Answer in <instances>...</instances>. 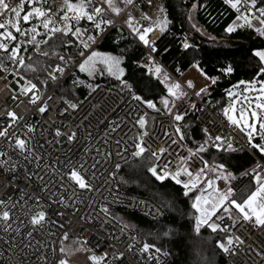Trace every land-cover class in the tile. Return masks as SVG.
Listing matches in <instances>:
<instances>
[{
    "label": "snow or ice",
    "instance_id": "1",
    "mask_svg": "<svg viewBox=\"0 0 264 264\" xmlns=\"http://www.w3.org/2000/svg\"><path fill=\"white\" fill-rule=\"evenodd\" d=\"M146 3L150 9H155V15L143 11L139 0H0V80L15 83L12 99L19 101L17 107L31 105L36 112L45 114L51 109L50 102L53 100L48 95L51 85L62 87L65 77L71 76L73 88L85 86L95 91L99 85L86 84L77 72L86 73L89 78L107 75L118 81L132 100L159 112L161 109L152 99L138 94L128 82L123 66L125 50L121 49L120 54L115 55L99 50L98 41L112 39L113 32L117 34L114 39L117 47L121 41L131 37L132 43L147 50L139 61L141 78L151 80L154 77L163 85L159 102L171 116L177 137L171 144L184 148L187 155L172 153L166 147H152L148 142L151 137L146 111L138 115L133 124L137 131L134 137H129L131 151L126 146L128 142L124 141L122 151L115 152L119 159L113 161L112 152L102 153L99 146H94V149L97 156H103L106 162L112 164L113 170L109 173L112 179L123 165L134 175L143 174L146 187L155 183L163 188L167 182L179 186L182 195L191 201L189 211L180 213L181 218L187 215V220L181 222L172 215L176 206L167 191L154 193L152 204L135 197L127 202L129 207L146 209L145 215L151 216L153 223L159 225L154 232L147 234L138 233L135 226L111 210L112 205L125 203L111 188L108 192L112 200L108 203L97 201L98 207L94 206L87 194L100 191L94 182L99 160L93 157V163L89 164L88 158L82 156L80 160L67 158L44 162L48 160V154L36 151L37 147L43 146L32 144L35 127L20 123L24 116L8 109V121L0 126V173L10 175L11 180L0 183V187L11 190L18 168L23 167L29 180L35 177L38 181L35 186L39 192L29 195L27 200L22 195L20 200L23 203L13 200L10 195L0 197V233L5 234L0 236V242L7 246L0 247V264H28L26 260L16 259L17 249L22 252L34 249L32 254L36 255V260L33 264H126V253L133 249L148 264H172L167 259L172 255L171 248H166L165 243L179 247L184 239L180 233L182 228H187L196 237H200L202 231L216 234L220 238L214 241V247L227 256H234L236 250L244 245L243 231L255 229L264 235V44L251 47L250 61H254L252 75L249 79L238 80L226 90L229 103L221 108L227 125L243 135L247 149L258 157L250 169L240 174L248 177L251 185L245 186L243 181L233 185L238 177L228 164L215 159L210 162L202 154L210 149L221 154L244 149L234 147L231 136L226 137L219 132L213 134L208 127L202 128L204 138L196 147L185 145L183 128L187 125L181 122L187 111L181 110L177 104V101H184L189 90L202 98L220 76L209 74L197 60H193L190 68L206 81L202 87L197 88L192 79L176 80L165 72L155 59L154 54L159 50L150 34L157 31L163 34L171 21L163 3H155L154 0H146ZM223 3L236 13L233 22L224 29L225 33L246 28L264 40V0H223ZM198 7L203 5L194 2L191 10ZM192 27L201 32L195 24ZM182 47L189 49L193 45L185 37ZM218 71L230 76L236 69L232 64H226ZM236 88L240 91L234 92ZM60 99L66 105L61 115L79 106L78 101L74 102L66 95H61ZM238 102L241 104L239 109L236 107ZM191 107L195 109L197 105L192 104ZM62 127L67 126L56 127L54 139L47 143L77 142V131H62ZM119 127V124L113 123L110 133L116 132ZM121 143V139L115 141L117 149L121 148ZM90 151L85 149L86 153ZM13 155L18 159L14 161ZM19 157H23L25 163H20ZM34 162L36 170L29 172L25 165ZM41 162H44L43 167ZM45 176L49 177L47 181ZM218 181L223 183V188ZM120 183L127 184L129 180L121 176ZM80 204L91 211L86 216L80 215L79 219L85 223H97L99 230L107 234V240L103 242L106 246L100 241L93 244L88 236L82 234L84 229L70 238V232L64 230L63 223H59L56 232L51 231L50 226L57 224L50 215L53 205L75 208L78 213ZM55 214L61 219L64 216L58 210ZM18 236L21 237L19 242L16 239ZM52 237L55 239H50ZM149 237L153 242H149ZM45 238L50 242H46ZM120 244L124 245L123 249ZM196 256V264H213L201 250L196 251ZM255 256L259 259L254 264H264V241L255 251Z\"/></svg>",
    "mask_w": 264,
    "mask_h": 264
},
{
    "label": "built area",
    "instance_id": "2",
    "mask_svg": "<svg viewBox=\"0 0 264 264\" xmlns=\"http://www.w3.org/2000/svg\"><path fill=\"white\" fill-rule=\"evenodd\" d=\"M143 0H139L141 9L145 12H151L155 15V9H150L144 0V5L141 4ZM155 2V1H154ZM160 37V33L157 31L150 34V38L157 40ZM143 48V46H142ZM144 55L146 54V49H144ZM143 55V56H144ZM156 61L161 64L164 71L167 72L173 79L179 80L157 57L155 54ZM67 77V76H66ZM65 77V78H66ZM11 80V77H9ZM7 84V86H6ZM99 85L95 91L89 90V92L83 97L79 102V106L75 110H69L68 112L61 115V112L66 107L60 99V95L56 92V85H52L48 88V95L53 97L51 103V109L45 113L41 114L36 112L35 108L31 105L22 104L19 107V101L9 102L12 97V89L16 88L15 83H7L5 80H0V126H3L7 121L6 111L12 109L18 114L24 116V120L20 123H26L35 127V138L32 140L33 145H41L42 148L37 147L36 151L38 154H48V162L51 160L59 159L64 161L67 158H72L73 160H80L82 156L88 158V163H93V157L99 160L97 164V178L94 181L97 187L100 189L99 192L87 194L91 197L94 206L97 201L108 203L112 200V196L109 195L108 189L111 188L113 193H117L121 199L125 201L124 204H114L112 205V211L116 212L119 216V211H129L137 213L139 215H145L146 209L133 208L128 206V201L133 197L141 201H147L149 204L153 203V199L148 196L137 194L133 192L126 191L120 187H117L116 177L112 179L109 177L110 171L113 170L112 164L106 162L103 156H97L94 146H99L101 152H112V160H118L119 158L115 156L117 150L123 149L125 146L124 141H127L129 151H131V143L129 137H133L136 134L137 129L133 127V124L138 115L147 112L148 115V129L151 139L148 140L152 144L153 148L166 147L170 152L176 153L180 152L187 155L184 148H178L177 145H172L171 141L177 139L173 130V121L171 116L163 109L157 112L153 109H147L146 105H142L137 101L132 100L129 92L122 88V85H114L107 83H98L93 86ZM177 104L181 106V110H186L187 114L191 111L194 112L195 119L200 125L201 129L208 127L213 134H219L224 136H231L234 138V147L243 148L248 151L246 141L241 133L229 127L222 115V106L215 107L204 97H197L192 94V90H189V95L185 97L184 101H177ZM192 104L197 105L195 109L191 107ZM159 108V107H158ZM115 124H119L120 127L116 132L110 133V127ZM62 127L64 130H74L77 131L78 140L74 144H68L66 142L56 144L47 143V141H52L54 139V130L56 127ZM11 130V129H10ZM24 131V130H22ZM168 133V135H165ZM121 139V148L117 149L115 141ZM107 141V143H105ZM185 145V141L183 142ZM0 146H2V141H0ZM91 149L90 152H85V149ZM252 154V153H251ZM258 159L257 157H255ZM15 161L18 159L16 155L12 156ZM175 159V157H173ZM20 163H25L23 157H19ZM41 166L43 167V163ZM198 163V162H197ZM29 172L35 171V162L31 165H25ZM251 168V167H250ZM249 168V169H250ZM243 173V172H242ZM16 179L12 181L13 188L7 190L0 187V197L12 196L13 200H20L23 195L24 199L27 200L29 195L39 192V189L35 186L38 181L35 177L31 180L25 175L24 168H18L16 172ZM238 179L236 185H239L241 181L245 183L248 177H243L240 174L237 176ZM49 179L45 176V181ZM11 180V176L8 174L0 173V183H7ZM107 181V182H105ZM55 190V189H53ZM40 195L46 196L47 193H40ZM67 195V194H66ZM107 197V200H105ZM79 212H76L75 208H62L58 205H53L50 215L53 220L57 221V224L50 226L51 231L56 232L59 223L64 224V230L70 232V237H74L81 233V229H84L83 235L88 236L92 243L95 244L100 241L103 242L107 240V234L98 228L97 223H85L79 219L80 215H87L90 208H86L84 204L78 205ZM61 211L64 213L61 219L55 213L56 211ZM152 219L151 216H147ZM135 234V233H132ZM5 235L0 233V236ZM10 235V234H9ZM244 239V245L236 250L234 256H227L223 254V259L221 264H254L258 261V257L255 256V251H258L261 247V242L264 241V235L261 234L259 230L249 229L241 233ZM7 238V237H6ZM17 242L20 241L21 237H16ZM50 239H55L52 237ZM50 239L45 238L46 242H50ZM106 246V245H103ZM0 247H7L0 242ZM121 249L124 248L123 244H120ZM34 249H29L28 252H22L20 249L16 250V259L26 260L28 264H33L36 260V255L32 254ZM126 264H148L146 259H144L141 254L133 249L131 252H127ZM171 261V257H168Z\"/></svg>",
    "mask_w": 264,
    "mask_h": 264
},
{
    "label": "trees",
    "instance_id": "3",
    "mask_svg": "<svg viewBox=\"0 0 264 264\" xmlns=\"http://www.w3.org/2000/svg\"><path fill=\"white\" fill-rule=\"evenodd\" d=\"M194 2L198 5H203V7H198L194 11L197 24L209 35L215 38L225 39L227 41L226 43L215 44L199 36L188 35V30L185 26L186 13L191 9V5ZM157 3H163L166 6L168 18L171 23L168 29H166L163 34L160 33V37L156 40V46L159 51L155 55L159 57L165 66L177 77L190 66L193 60L199 61L201 66L205 68L209 74L220 76L218 82L210 86L209 91L202 97L207 99L216 108L226 105L229 100L226 95V90L232 88V85L238 80L249 79L252 75L251 65L254 61H250L251 47L264 44V40L258 38L252 30L246 28L237 29L231 34L225 33L224 29L235 18L236 13L225 5L223 0H157ZM141 4L144 5L143 2H141ZM116 35L117 34L113 32L112 39L98 41L99 50L112 52L115 55L120 54V50L124 49L125 60L123 66H125V76L128 82L133 85L138 94L147 99H152L157 104V107H159V97L163 94V85L159 84L154 77L151 78V80L141 78L142 73L139 67V61L144 55L142 46L132 43V38L128 37L127 40L121 41L117 47L114 43ZM124 35L127 36V31L124 32ZM185 37H187L188 42L193 45V47L189 49H184L182 47ZM35 59L36 57L33 56V60ZM226 64H232L236 69L230 76H224L218 71L221 66ZM77 74L86 84L95 85L103 82L120 85L119 82H111L104 78L97 79L95 82H90L85 75L78 72ZM71 79V76H67L64 81L61 82L62 87H56V92L60 96H68V98L73 99L74 102H80L90 89L85 86L73 88ZM191 114L194 115L192 110L188 116H185L184 121L181 123L182 125H187V127L183 128L186 136L185 143L188 147L194 148L203 141L204 137L195 116L194 120ZM202 155L204 159L210 162L214 159L217 161L223 160L228 164L229 169L236 175L250 168L256 161L254 156L245 150L231 154H221L217 153L215 149H210ZM121 176L129 180V183L121 184ZM145 180L146 177L143 174L134 175L128 167L123 165L122 170L116 175L117 186L129 192L142 194L151 199L154 193L157 192L167 191L171 193V198L174 200L176 206V211L173 212L172 215L176 216L177 220L181 222L187 220V215L181 218L180 213H187L189 211L191 201L182 195V189L179 186L174 185L172 182H167L163 188L158 187L155 183L150 187H146ZM123 213L136 216V218L132 219L135 223L132 221L129 222L136 226L135 228L140 229V233L142 234L154 232L159 228V225L154 224L152 219L147 216L129 211H119L120 215ZM124 217L126 218V216ZM180 233L184 239L179 247H174L172 244L165 243L166 248H171L172 255L170 257L172 264H196L197 247L199 250H203L204 255L210 258L213 264L222 263L223 254L219 253L214 247V241L219 239V236L210 233V231H202V235L196 237L194 233H189L187 228L180 229ZM148 240L149 242H153V239L150 237ZM155 242L160 243V241Z\"/></svg>",
    "mask_w": 264,
    "mask_h": 264
},
{
    "label": "rangeland",
    "instance_id": "4",
    "mask_svg": "<svg viewBox=\"0 0 264 264\" xmlns=\"http://www.w3.org/2000/svg\"><path fill=\"white\" fill-rule=\"evenodd\" d=\"M155 1V3H157V0H154ZM143 3H144V0H143ZM191 10V9H190ZM190 10H188L187 11V15H186V23H185V26H186V29L188 30V35L189 36H193V35H196V36H199L200 38L202 37V36H207V33L203 30V28H201V26L200 25H198L197 24V22H196V20H195V13H194V11L195 10H191V19H189L188 18V16H189V11ZM193 24H195L196 25V27L197 28H201V32H197L196 31V29L195 28H193L192 27V25ZM205 34V35H204ZM211 36V35H210ZM213 37V36H212ZM215 38V37H214ZM213 43H215V44H224V43H226L227 41L225 40V39H222V38H215L214 39V41H212ZM80 74H83V75H85L89 80H90V82H95V80H97V79H100V78H104V79H107V80H109V81H111V82H118V81H116L114 78H112V77H109V76H107V75H104V76H100V75H96L95 77H92V78H89L88 76H87V74L86 73H80ZM180 80V79H179ZM13 90H15L14 88L12 89V94H13ZM236 90V92H239L240 91V89L239 88H237V89H235ZM206 94V93H205ZM205 94H203V95H205ZM242 99V98H241ZM14 100L12 99V97L9 99V102H13ZM227 103H229V100L227 101ZM191 105V104H190ZM236 107H237V109H239L240 107H241V104L238 102L237 103V105H236ZM135 136V135H134ZM133 136V137H134ZM246 183V182H245ZM218 184H219V186L221 187V188H223L224 187V185H223V183H221V182H218ZM126 216V218L124 217V216ZM121 217H123V219L125 220V221H127V222H129V221H132V222H134V220H132V219H134V218H136V216H134V215H128L127 213H123V214H121L120 215ZM130 223V222H129ZM135 223V222H134ZM131 224V223H130ZM134 226V225H133ZM136 227V226H135ZM136 231L138 232V233H140L141 232V230L140 229H138V228H136ZM71 238V237H70ZM197 250H199V248L197 247V249H196V251ZM202 252H203V250H202ZM203 254H204V252H203Z\"/></svg>",
    "mask_w": 264,
    "mask_h": 264
},
{
    "label": "crops",
    "instance_id": "5",
    "mask_svg": "<svg viewBox=\"0 0 264 264\" xmlns=\"http://www.w3.org/2000/svg\"><path fill=\"white\" fill-rule=\"evenodd\" d=\"M235 19V18H234ZM233 19V20H234ZM233 20L230 22V23H232L233 22ZM229 23V24H230ZM200 28V27H199ZM201 29V28H200ZM207 33V32H206ZM205 35V34H204ZM210 37H212V36H210L208 33H207V36H202L201 38H203V39H205V40H209V41H214V39H210ZM183 75H180L178 78L180 79V80H185V79H192L194 82H195V84H196V86H197V88H199V87H202L205 83H206V81H204L201 77H199V75H198V73H196L193 69H191L190 68V66L182 73ZM222 106H225V105H222ZM159 108H163V106L160 104V102H159ZM192 110V109H191ZM192 112H193V110H192ZM192 115V114H191ZM188 116V115H187ZM192 118L194 119V115H192ZM195 120V119H194ZM202 130V129H201ZM246 151V150H245ZM248 152V151H247ZM255 158V157H254ZM258 158V157H257ZM219 182V181H218ZM217 182V183H218ZM245 186H250L251 185V181H249V179L246 181V183L244 184Z\"/></svg>",
    "mask_w": 264,
    "mask_h": 264
},
{
    "label": "bare ground",
    "instance_id": "6",
    "mask_svg": "<svg viewBox=\"0 0 264 264\" xmlns=\"http://www.w3.org/2000/svg\"><path fill=\"white\" fill-rule=\"evenodd\" d=\"M190 112H191V111H190ZM190 112H189V113H190ZM189 113H188V114H189ZM188 114H187V115H188ZM254 157H255V156H254ZM255 159H256V158H255ZM248 169H249V168H248ZM244 171H245V170H244ZM244 171H242V172H244ZM242 172H241V173H242ZM241 173H240V174H241ZM238 175H239V174H238ZM238 175H237V176H238ZM247 180H248V179H247ZM247 180H246V181H247ZM246 181H245V182H246ZM232 183H233V185H236V184H237L236 181H233ZM244 184H245V183H244Z\"/></svg>",
    "mask_w": 264,
    "mask_h": 264
},
{
    "label": "water",
    "instance_id": "7",
    "mask_svg": "<svg viewBox=\"0 0 264 264\" xmlns=\"http://www.w3.org/2000/svg\"><path fill=\"white\" fill-rule=\"evenodd\" d=\"M234 92H236V90H233Z\"/></svg>",
    "mask_w": 264,
    "mask_h": 264
}]
</instances>
